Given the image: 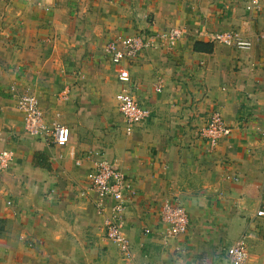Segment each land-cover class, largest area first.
<instances>
[{"label": "crops", "instance_id": "obj_1", "mask_svg": "<svg viewBox=\"0 0 264 264\" xmlns=\"http://www.w3.org/2000/svg\"><path fill=\"white\" fill-rule=\"evenodd\" d=\"M248 1L0 0V151L13 152L0 174V264H227L243 234L247 264H264V0L258 12ZM171 27L185 30L173 50L143 52L119 82L106 43ZM224 31L253 47L205 37ZM122 89L150 113L129 135L115 101ZM27 92L47 125L69 130L66 146L24 132L16 99ZM213 111L231 134L208 153L197 132ZM93 152L136 191L123 228L129 263L95 208ZM174 199L189 227L164 246L157 214Z\"/></svg>", "mask_w": 264, "mask_h": 264}, {"label": "built area", "instance_id": "obj_2", "mask_svg": "<svg viewBox=\"0 0 264 264\" xmlns=\"http://www.w3.org/2000/svg\"><path fill=\"white\" fill-rule=\"evenodd\" d=\"M245 9L248 12L260 11L259 0H249ZM184 34V31L169 29L165 32L154 31L131 36H118L110 40L103 51L117 67L118 81L128 83L130 75L125 68L126 65L134 62L145 51H172L182 40ZM205 37L210 43H218L240 52H248L253 47V41L245 39L236 31L208 33ZM257 40L264 42V34L258 35ZM158 88H161V85ZM11 89L14 90V87ZM65 97L66 93L62 98ZM115 101L127 135L131 133L134 125L148 119L149 111L137 103L129 89H122L118 92ZM16 108L23 116L24 132L27 135L41 138L57 147L67 145L70 136L69 130L60 124L47 125L39 109L38 100L33 94L28 92L20 94L16 99ZM197 134L206 143L208 153H211L220 140L230 136L231 129L225 124L220 113L213 111L208 122L198 129ZM260 134L264 139V129ZM87 158L92 166L88 174L89 189L96 197L97 213L103 217L105 238L117 246L121 259L125 263H129L133 259L132 247L123 228L126 202L136 195V191L120 170L106 160L103 152L89 153ZM12 159V151H0V174L8 169ZM233 179L236 181V178ZM107 201L111 203L108 207L105 204ZM6 206L10 207L11 202L7 201ZM256 215L264 216V209H260ZM157 217L161 226L160 235L164 246L188 231L187 211L177 199L163 202ZM149 232V229L145 230V233ZM246 237L247 235L243 234L225 251L227 264H247Z\"/></svg>", "mask_w": 264, "mask_h": 264}, {"label": "rangeland", "instance_id": "obj_3", "mask_svg": "<svg viewBox=\"0 0 264 264\" xmlns=\"http://www.w3.org/2000/svg\"><path fill=\"white\" fill-rule=\"evenodd\" d=\"M169 29H178V30H181V31H184V33H185V30H184V28H181V27H171V28H169ZM169 29H167V30H163V31H156V32H165V31H168ZM151 32H154V31H151ZM224 32H226V31H224ZM141 34H144V32L143 33H141ZM185 35V34H184ZM108 43V42H107ZM106 43V44H107ZM106 46V45H105ZM104 46V47H105ZM104 49V48H103Z\"/></svg>", "mask_w": 264, "mask_h": 264}, {"label": "trees", "instance_id": "obj_4", "mask_svg": "<svg viewBox=\"0 0 264 264\" xmlns=\"http://www.w3.org/2000/svg\"><path fill=\"white\" fill-rule=\"evenodd\" d=\"M198 43H196L195 47L197 48Z\"/></svg>", "mask_w": 264, "mask_h": 264}]
</instances>
